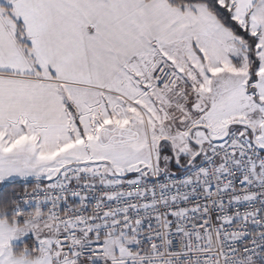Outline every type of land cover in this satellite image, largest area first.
I'll list each match as a JSON object with an SVG mask.
<instances>
[{
    "label": "snow or ice",
    "instance_id": "6c2138e0",
    "mask_svg": "<svg viewBox=\"0 0 264 264\" xmlns=\"http://www.w3.org/2000/svg\"><path fill=\"white\" fill-rule=\"evenodd\" d=\"M0 264H264V0H0Z\"/></svg>",
    "mask_w": 264,
    "mask_h": 264
}]
</instances>
